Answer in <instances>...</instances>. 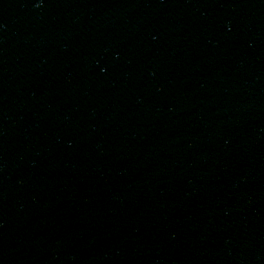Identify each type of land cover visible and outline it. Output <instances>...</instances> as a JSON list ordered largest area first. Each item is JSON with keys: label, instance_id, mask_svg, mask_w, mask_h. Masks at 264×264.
I'll list each match as a JSON object with an SVG mask.
<instances>
[{"label": "water", "instance_id": "95a60500", "mask_svg": "<svg viewBox=\"0 0 264 264\" xmlns=\"http://www.w3.org/2000/svg\"><path fill=\"white\" fill-rule=\"evenodd\" d=\"M0 264H264V0H0Z\"/></svg>", "mask_w": 264, "mask_h": 264}]
</instances>
